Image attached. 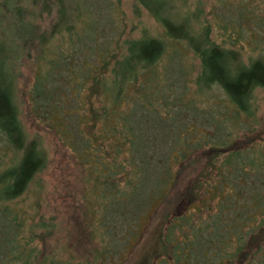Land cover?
<instances>
[{
    "label": "trees",
    "instance_id": "obj_1",
    "mask_svg": "<svg viewBox=\"0 0 264 264\" xmlns=\"http://www.w3.org/2000/svg\"><path fill=\"white\" fill-rule=\"evenodd\" d=\"M88 1L28 0L20 13L26 25L0 38V140L12 153L0 163V264H264V137L254 130L264 52L244 59L210 40L205 27L194 29L188 17L163 14L169 0H133L163 25V38L142 30L107 41L105 0H96L98 9L85 17ZM44 13L54 15L47 29L35 24ZM181 42L198 59L195 91L215 84L223 96L208 115L215 135L209 145L178 136L163 151L155 144V117H161L155 106L168 99L162 84L137 81L143 73L151 81L156 65L172 59L171 46ZM30 49L37 66L29 91L33 116L83 169L93 165L97 173L89 175L103 177L94 186L100 191L89 229L100 243L88 259L42 255L36 241L51 230L36 231L39 223L21 199L47 164L42 140L28 135L16 101L15 62ZM186 103L194 105L190 98ZM230 125L235 133L221 134ZM202 149L212 154L201 172L170 196L183 162ZM165 204L151 248L126 263Z\"/></svg>",
    "mask_w": 264,
    "mask_h": 264
},
{
    "label": "rangeland",
    "instance_id": "obj_2",
    "mask_svg": "<svg viewBox=\"0 0 264 264\" xmlns=\"http://www.w3.org/2000/svg\"><path fill=\"white\" fill-rule=\"evenodd\" d=\"M27 1L0 0L2 40L4 36L9 37V34H14L17 28L26 25L23 23L26 18L21 17L20 13L25 15L28 8ZM95 1H88L90 9L82 11L85 17L87 12L95 13V8L98 9ZM169 5L170 7L163 11V14L171 18L177 15L188 17L194 29L205 27L210 40L238 51L244 59L248 55L256 56L264 52V0H169ZM100 10L104 15L103 21L104 19L107 21L108 16H111L109 26L102 23L107 41L112 38L120 41L124 38L137 37L142 30L160 38L164 37L163 25L144 9L137 8L133 0H105V12L103 9ZM53 20V14L44 13L37 18L35 24L41 29H47ZM171 47L175 48L176 54L170 60L163 58L161 63L156 65L154 78L151 81L147 80L143 73L137 81V83L162 84L165 93L162 97L168 99L167 104L162 100L156 101L155 110L161 117H155L158 119L154 122V131L158 133L155 134V144L160 145L165 151L167 150L165 147L171 145L178 136H183L186 138L185 143L198 139L201 145L207 146L211 139L215 138L213 122H208V115L216 114L213 109L219 105L223 93L215 84L201 93L196 92L192 84L198 70V59L183 42L175 43ZM33 54L30 49L29 54L15 62L16 101L20 111V121L28 135H38L42 140L47 164L21 199H24L25 207L33 212V220L39 223L36 231L47 233L51 230L44 239L36 241L42 255L88 259L92 249L100 243L99 240L90 237L89 229H94L96 225L95 222L91 226V209L96 210L94 198L100 191L94 186L102 181L103 177L94 179L89 175L92 172L97 173L93 165L89 164L87 170L83 169L49 126L33 116L29 104V91L37 70L32 58ZM167 64L170 66L167 67ZM164 67L168 69L165 73H163ZM254 96L257 104V123L254 130L258 134L257 137H264V89L257 90ZM187 98H190L194 105L187 104ZM232 128V125L228 126V129L221 134L228 130L232 134L235 133L237 128ZM159 133L165 137L160 136ZM163 143H165L164 147L161 145ZM2 144L0 140V163L5 164L12 153ZM211 154L202 149L192 159L183 162L184 165L178 171L170 196L181 194L184 185L201 172L207 157ZM189 161L191 162L188 163ZM164 207L168 209L169 204H165L152 215L141 240L135 245L131 258L126 263L137 259L151 248L160 229V214ZM42 223H47L49 226L43 227Z\"/></svg>",
    "mask_w": 264,
    "mask_h": 264
}]
</instances>
